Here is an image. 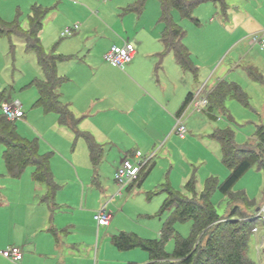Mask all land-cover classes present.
I'll return each mask as SVG.
<instances>
[{
	"label": "rangeland",
	"instance_id": "rangeland-1",
	"mask_svg": "<svg viewBox=\"0 0 264 264\" xmlns=\"http://www.w3.org/2000/svg\"><path fill=\"white\" fill-rule=\"evenodd\" d=\"M229 1L222 0L221 3L226 6ZM134 2L135 0H0V18L5 23L16 20L22 29H26L30 6L34 4L40 6L45 11L40 34L42 50L45 54H60L65 57L60 63V71L57 70V75L64 79L61 86L71 78L78 80L87 91L86 87L91 89L93 82L98 81L100 77V74L95 72L96 68L88 64L92 63L89 57L85 58L88 52L87 44L96 42L89 54L100 59L103 64L105 61L103 62L101 58L109 49L106 41L110 42L113 36H118L122 42L126 38H130L133 42L135 35L146 38L154 36L159 39L162 27L159 23L158 1L147 0L140 13L127 10ZM221 3L209 1L194 8L192 17L198 20L199 26L194 25L190 20L180 19L177 12H172L174 22L185 32L182 43L190 53L192 64L196 68L195 75L189 72L182 73L174 59H169L168 54H165L160 61L159 57L156 58V63L152 65V74L156 79L158 73L166 72L182 86L185 93H193L199 84L208 79L209 85L218 79H224L240 88L248 107H244L232 96L227 95L221 107L211 105V112L208 114L188 109L183 120L187 131L186 140L178 142L175 148L173 147L171 157L163 155L162 151H156L157 148L147 153L139 149L142 155L155 152L154 158L148 163V166H153L139 186L133 184L130 190L123 189L120 194L113 180L109 162H106L102 168L106 181H103L97 172V184L90 183L92 174H89L87 162H84L77 169L81 180L84 179V184L78 182V177H76L77 182L73 183L75 168L70 165L71 169H69L58 158L70 160L69 156L78 151L79 142L78 140L74 142V138L67 142L63 137L53 133V126L59 127L55 114L44 113L41 107L34 105L37 92L31 82L42 78L36 56L27 53L22 42L0 36V92L8 89L11 102L17 105V109L23 115L22 118L15 120L17 134L29 141L36 140L38 154L49 157L51 172H55L57 178L68 180L65 181L68 185H63V188L59 186L55 194L60 197H74L73 189L77 188L79 194L85 197H103L102 204L111 198L107 210L111 212L113 221L110 228L99 229L100 244H102L95 264L107 260L112 264H127V262L145 264L148 262L147 252L139 248L118 252L111 246L107 234L121 231L135 234L143 240L158 239L163 224L171 213V211L165 212L160 217L157 216L165 199L166 189L191 199L192 196L183 189L185 174H188V178L193 176L197 195L203 191L207 178L212 177L217 184L225 180L228 170L221 162L220 146L209 137L213 130H229L236 145L250 144L255 148L256 127L264 126V84L250 80L246 69L257 68L264 79V48L260 49L258 44L251 46L247 41L236 44L234 39L222 36L228 34L217 26L218 19L224 12ZM211 19L216 23H211ZM74 25H78V29L72 34L73 36L61 38V33ZM248 34L249 31H245L231 35ZM147 58L144 56L142 61H150ZM169 61L172 64L168 66ZM82 63L87 67H83ZM147 66L142 64L140 69L146 71ZM106 71L107 68L103 67L102 72ZM78 81L75 83L79 85ZM2 151L3 147L0 146V166L2 165L3 168ZM255 152L264 162V152L260 153L256 148ZM82 157L84 153L78 152L75 162L79 164ZM31 168H26L17 180L9 178L2 170L0 195L20 197L18 189L24 187L26 179L28 182L25 185L33 189L30 180ZM37 187L43 188L39 184ZM82 187H84L83 191ZM209 201L218 217L229 213H233L236 219L254 216L264 202V166L259 169L258 164L253 163L227 194H221L218 188L214 187ZM234 207H236L235 212L232 211ZM254 225L259 229V233L249 235L244 255L253 264H264V254L259 248L261 237L264 235V225L260 219L254 220ZM191 226L192 222L189 220L173 223V232L163 245V250L171 253L175 237L187 238ZM93 255L94 252L91 254V259Z\"/></svg>",
	"mask_w": 264,
	"mask_h": 264
},
{
	"label": "crops",
	"instance_id": "crops-1",
	"mask_svg": "<svg viewBox=\"0 0 264 264\" xmlns=\"http://www.w3.org/2000/svg\"><path fill=\"white\" fill-rule=\"evenodd\" d=\"M221 9L224 12L218 19L217 26L228 34L222 36L234 39L236 44L247 41L251 46L256 45L251 43V35L259 34L264 38V0H230L226 6L221 3ZM211 23L216 22L211 19ZM245 31H249V34L231 35ZM71 36H61V38ZM148 37L135 35L133 42L130 38L122 42L118 36H113L110 42L106 41L108 48L112 45L121 46L126 41L133 45L135 54L132 60L124 64L122 68L107 65L108 62L102 59L103 57L101 60L106 63L103 61L102 64L100 59L89 54L96 42L92 43L93 45L87 44L88 52L85 58L89 57L92 63L88 64L96 68L95 72L100 74L98 81L93 82L91 89L86 87L87 91L78 80L71 78H68L65 83L67 85H60L57 88L56 92L61 103L66 104L78 120V130L89 134L102 150L98 166L92 168L86 141L82 138L76 139L71 129L58 123V116L55 114L59 127L54 125L52 132L58 137H63L67 142L73 138L74 142L77 140L79 142L78 151L69 156L70 160L58 158L69 169L71 166L75 168L73 183L77 182L76 177H78V182L84 184V179L81 180L77 171L84 162H87L89 174H92L90 183L97 184V172L103 181L106 179L102 172L106 162L111 163L110 170L113 177L122 159L147 155H142L139 149L147 153L157 148L156 151H162L163 155L171 157L173 147L175 148L178 142L186 140V128L184 136L180 137L174 133V126L176 116L179 115L183 123L185 114L188 112L189 108H186V105L182 107L188 92L185 93L182 86L166 72L158 73L154 79L152 65L156 63L158 55L163 52V47L158 37ZM12 38L24 45L21 39ZM184 46L186 47L185 44ZM167 54L169 59H173L172 53ZM144 56L150 61H142ZM60 63L56 65V72L60 71ZM142 64L148 65V70L140 69ZM170 64H172L171 61L168 66ZM82 66L87 67L83 63ZM103 67L107 68L105 73L102 72ZM220 80L222 79L216 80L211 85H209V79L199 84V86H204V92L207 91L205 96ZM76 81L79 85L75 83ZM36 99L37 93L35 101ZM10 105L17 108V105L12 102ZM206 112L208 114L211 110L208 108ZM78 152L84 153L79 164L75 162ZM2 170L5 172V168L1 165L0 173ZM32 171L33 168L30 170L33 189L25 185L28 182L26 179L24 187L18 189L20 197L0 195V251L16 246L22 252V258L18 263H13L0 255V264H95L102 244H100L101 231L99 229L110 228L113 221L111 212L107 210L111 198L105 202L106 210L111 216L110 221L105 227H97L93 215L95 209L104 204H102L103 197H85L79 194L77 188H74V193H72L74 197L64 195L60 197L55 194L56 196L47 199L44 197L47 194L46 187L32 180ZM50 173L57 189L59 186L63 188V185H68V180L57 178L55 172H51V167ZM188 179V174H185L183 181L186 182ZM38 184L43 188L37 187ZM134 184L138 186L137 183ZM132 187L133 184L130 188ZM81 190L83 191L84 187ZM118 232L107 234L110 244V237ZM111 246L113 247L112 244ZM92 252H94L93 259H91ZM100 263L112 264L108 260Z\"/></svg>",
	"mask_w": 264,
	"mask_h": 264
},
{
	"label": "trees",
	"instance_id": "trees-1",
	"mask_svg": "<svg viewBox=\"0 0 264 264\" xmlns=\"http://www.w3.org/2000/svg\"><path fill=\"white\" fill-rule=\"evenodd\" d=\"M147 0H135L128 11L140 13ZM160 7L159 23L161 24L160 44L163 52L158 55L159 61L167 53H172L175 64L182 73L189 72L195 75L196 68L192 64L190 53L182 43L185 32L173 20L172 12H177L180 19L190 20L199 26L197 19L192 17L194 8L204 2H222V0H157ZM45 11L36 4L30 6L27 16L28 27L22 29L17 21L5 23L0 18V36L8 39L15 37L21 39L27 53L34 54L37 65L41 70L42 79H34L31 84L37 92L35 106L42 108L44 113H54L58 116V123L72 130L74 136L86 141L89 159L92 168H96L102 157L101 147L93 138L78 130V120L74 117L66 104L61 103L57 88L64 82L56 72V65L65 60L63 56L53 53L45 54L40 43V32ZM247 76L254 82L264 84L262 75L255 67H247ZM232 96L244 107H248L247 101L240 88L224 79L217 82L215 87L207 94L208 106L221 107L225 96ZM191 93L184 99L182 107L186 105ZM10 92L4 89L0 92V146L3 147L2 160L6 176L19 179L26 168L32 167L31 178L34 182L43 184L47 189L46 198H52L57 190L49 167V157L38 154L36 140L29 141L20 137L15 128V120H8L1 112L2 106L9 105ZM211 139L220 146L221 162L228 170V176L221 184L209 177L204 183V189L198 195L195 193V181L190 177L183 185L186 193L192 196L187 199L178 192L165 190V199L162 202L158 217L165 212H170L163 224L158 239L143 240L135 234L118 232L110 237L113 247L120 252L139 248L147 252L148 262L145 264H253L245 255L250 234L255 227L253 216L235 218L233 213L218 217L212 210L209 197L214 187L221 194H227L235 182L257 163L259 169L264 166L255 148L260 153L264 152V126H258L255 130V148L250 144L236 145L232 132L229 130L215 129L211 132ZM152 168L145 166L135 183L138 186L148 175ZM233 208V212L236 211ZM191 221L192 226L187 238L175 237L174 248L171 253L163 250V245L172 234V224L175 222ZM134 264V263H127Z\"/></svg>",
	"mask_w": 264,
	"mask_h": 264
},
{
	"label": "built area",
	"instance_id": "built-area-1",
	"mask_svg": "<svg viewBox=\"0 0 264 264\" xmlns=\"http://www.w3.org/2000/svg\"><path fill=\"white\" fill-rule=\"evenodd\" d=\"M77 29L78 25L66 28L64 32L61 33V36H71ZM250 40L251 43L258 44L261 48H264V38H262L261 35H251ZM134 54L135 49L133 45L129 42H125L121 46H110L104 54L103 59L113 67L122 68L124 64L132 60ZM203 92V85L197 87L187 100L186 108L192 109L196 112H206L208 99L207 96L202 95ZM1 112L8 120L20 119L23 116L20 110L10 104L2 106ZM174 133L180 137H183L185 134V126L179 115L175 118ZM153 157L154 153L152 152L146 156L136 155L133 158L126 157L120 161L119 166L115 169L113 174V180L119 189L118 194H120L123 189H129L130 186L135 183L138 174L148 165ZM93 218L97 227H105L108 225L111 216L106 210V204H103L96 209ZM253 219H260L264 225V202L258 209L257 213L253 216ZM258 233L259 229L255 226L253 234ZM259 248L262 250V254H264V235L261 237V246ZM0 255L13 263H18L22 258L21 249L16 246L0 251Z\"/></svg>",
	"mask_w": 264,
	"mask_h": 264
}]
</instances>
